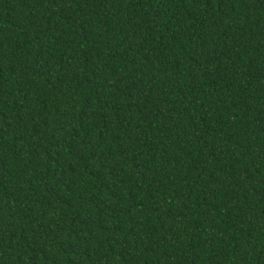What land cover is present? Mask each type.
Returning a JSON list of instances; mask_svg holds the SVG:
<instances>
[{"label": "trees", "instance_id": "obj_1", "mask_svg": "<svg viewBox=\"0 0 264 264\" xmlns=\"http://www.w3.org/2000/svg\"><path fill=\"white\" fill-rule=\"evenodd\" d=\"M0 264H264V0H0Z\"/></svg>", "mask_w": 264, "mask_h": 264}]
</instances>
